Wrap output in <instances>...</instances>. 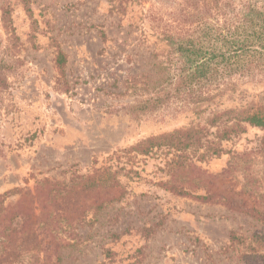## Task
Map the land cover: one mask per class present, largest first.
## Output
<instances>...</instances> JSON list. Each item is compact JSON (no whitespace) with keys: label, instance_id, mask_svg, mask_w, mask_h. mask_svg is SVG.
Listing matches in <instances>:
<instances>
[{"label":"rangeland","instance_id":"374dc122","mask_svg":"<svg viewBox=\"0 0 264 264\" xmlns=\"http://www.w3.org/2000/svg\"><path fill=\"white\" fill-rule=\"evenodd\" d=\"M181 1L0 0L2 50L18 61L0 110V194L12 191L13 205L43 178L77 187L51 234L65 240L61 264H264V223L200 197L233 187L264 207V129L247 126L203 159V148L139 146L264 105V79L239 80L202 105L146 102L166 75L163 32ZM98 174L117 184L111 193L85 188Z\"/></svg>","mask_w":264,"mask_h":264},{"label":"trees","instance_id":"16d2710c","mask_svg":"<svg viewBox=\"0 0 264 264\" xmlns=\"http://www.w3.org/2000/svg\"><path fill=\"white\" fill-rule=\"evenodd\" d=\"M169 15L163 32L169 46L162 66L166 75L147 103L157 106L167 98L179 97L183 106L202 105L236 89L239 80L264 79V0H182ZM2 20L5 29L13 32L6 8ZM1 39L0 110L4 92L10 86L8 74L18 62L2 50ZM64 62L65 56L59 52L57 63ZM247 126L264 129V105L216 112L205 124L151 137L139 146L145 154H150L155 146L165 145L177 150L203 148L201 159L220 156L225 151L221 142L245 132ZM86 183L85 188L102 187L110 193L117 185L103 174L89 177ZM62 190L64 194H59ZM77 190L56 188L54 181L43 178L34 190H25L16 204L5 205L12 191L0 194V264H20L26 255L31 257L29 264H61L59 248L65 240L51 234L57 229L56 218L68 211L73 204L71 193ZM245 193L230 187L224 192L207 191L200 197L222 202L264 223V207L242 201Z\"/></svg>","mask_w":264,"mask_h":264}]
</instances>
